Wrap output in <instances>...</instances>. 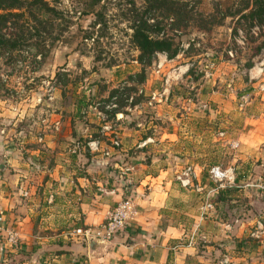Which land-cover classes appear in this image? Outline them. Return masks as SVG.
I'll list each match as a JSON object with an SVG mask.
<instances>
[{
  "label": "rangeland",
  "instance_id": "rangeland-1",
  "mask_svg": "<svg viewBox=\"0 0 264 264\" xmlns=\"http://www.w3.org/2000/svg\"><path fill=\"white\" fill-rule=\"evenodd\" d=\"M46 1L60 13L52 27L26 12L1 30L9 46L0 47V135L9 141L19 130L26 140L44 136L40 118L48 117L50 125L58 116L62 123L73 109L81 121L99 110L101 121L113 124V109L131 100L138 106L130 124L151 132L149 153L164 168L181 166L176 181L194 189L191 201L199 205L186 216L187 230L195 228L187 242L192 254L182 264H264V48L253 51L260 38L251 39L237 17L222 20L218 3L224 0H183L187 9L193 6L185 27L176 28L171 11L145 13L149 23L160 22L152 35L172 36L179 53L173 59L157 53L143 65L130 27L135 12L149 8L144 0ZM196 11L221 24L199 25ZM152 92L157 97L150 105ZM113 103L116 108H106ZM179 126L186 129L178 132ZM215 167L234 178L212 177ZM188 169L194 174L186 176Z\"/></svg>",
  "mask_w": 264,
  "mask_h": 264
},
{
  "label": "crops",
  "instance_id": "crops-1",
  "mask_svg": "<svg viewBox=\"0 0 264 264\" xmlns=\"http://www.w3.org/2000/svg\"><path fill=\"white\" fill-rule=\"evenodd\" d=\"M137 106L127 100L113 109V124L101 121L102 112L93 107L95 127L94 119L81 121L73 109L62 123L58 116L50 125L48 117L40 118L44 136L26 140L19 130L9 141L0 135V221L19 234L15 245L0 242V264H182L192 254L187 242L195 227L187 230V224L199 209L191 201L194 189L176 181L180 165L164 168L149 153L151 132L130 124ZM77 137L82 143H75ZM89 140H98L99 152L90 151ZM113 141L119 146L110 147ZM223 168L232 180L234 173ZM123 199L132 200L136 213L111 240L76 232L94 234Z\"/></svg>",
  "mask_w": 264,
  "mask_h": 264
},
{
  "label": "trees",
  "instance_id": "trees-1",
  "mask_svg": "<svg viewBox=\"0 0 264 264\" xmlns=\"http://www.w3.org/2000/svg\"><path fill=\"white\" fill-rule=\"evenodd\" d=\"M100 1V0H94ZM149 8L144 12H135L132 20L130 41L138 51V61L143 65H150L154 56L157 53H163L168 59H173L179 53V45L175 42L172 36L165 35L164 37L153 36L152 32L160 31V22L156 20L154 23H149V19L145 17V13L150 10L159 11H171L174 17V25L176 28L187 26L189 19L188 13L193 10L187 9V3L183 0H144ZM200 2V1H199ZM238 2L234 0H224L218 4L223 6L222 18L237 17V20H243L247 25V31L250 34L249 37L260 38V41L253 47L255 54L261 52L264 48V0H239V6L234 5ZM188 10V11H187ZM28 13L32 19L38 24H41L44 20H48L46 23L53 26L52 21L58 18L59 11L50 6L46 0H0V47H8L7 40L3 38L1 33L2 28L7 26V23H14L16 20L24 18L25 13ZM198 16V19L203 23L199 25H205L209 22L205 20V13L196 11L194 13ZM206 16H211L210 14ZM152 18V17H151ZM25 22L29 23V19L26 18ZM44 23V22H43ZM211 26L216 24L220 25L219 21L213 20ZM207 26V25H206ZM208 27V26H207ZM236 32V31H235ZM257 35V36H254ZM140 81L145 79L144 73H138Z\"/></svg>",
  "mask_w": 264,
  "mask_h": 264
},
{
  "label": "built area",
  "instance_id": "built-area-1",
  "mask_svg": "<svg viewBox=\"0 0 264 264\" xmlns=\"http://www.w3.org/2000/svg\"><path fill=\"white\" fill-rule=\"evenodd\" d=\"M157 97V93L152 92L150 95V101L155 100ZM52 99V97H49ZM114 99V97L112 98ZM131 101V100H130ZM116 107V104L107 105L106 108ZM104 130L109 129L108 127H103ZM88 148L92 152H99V142L98 140H89L86 142ZM119 143L117 141H113L110 147H117ZM103 154L108 156L109 151H103ZM188 169L184 174L189 176V174H194V172H189ZM212 177L214 178H228L225 171H220L218 167L212 168L210 171ZM180 182L183 186L189 183V178L184 180L180 179ZM134 204L131 199H123L116 204V206L109 213L105 221L102 223L100 229L95 230V233L92 234L89 230H81L77 229V233H81L85 237H93L97 239H101L102 241L111 240L135 215ZM19 234L13 228H7L0 221V242L8 243L11 245H15L18 242Z\"/></svg>",
  "mask_w": 264,
  "mask_h": 264
}]
</instances>
